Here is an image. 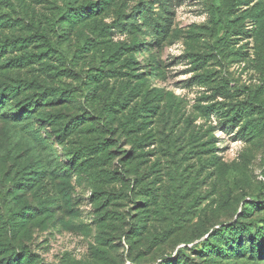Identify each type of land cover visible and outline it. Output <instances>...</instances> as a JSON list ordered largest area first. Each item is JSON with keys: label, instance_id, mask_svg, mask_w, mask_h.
<instances>
[{"label": "rangeland", "instance_id": "374dc122", "mask_svg": "<svg viewBox=\"0 0 264 264\" xmlns=\"http://www.w3.org/2000/svg\"><path fill=\"white\" fill-rule=\"evenodd\" d=\"M16 258L264 264V0H0Z\"/></svg>", "mask_w": 264, "mask_h": 264}, {"label": "trees", "instance_id": "16d2710c", "mask_svg": "<svg viewBox=\"0 0 264 264\" xmlns=\"http://www.w3.org/2000/svg\"><path fill=\"white\" fill-rule=\"evenodd\" d=\"M74 5L72 4V7ZM96 6L95 2H89L88 4H86L83 8H78L74 6V9L71 10L70 7H68L66 10H64L62 13H60V17H68V16H72V15H77V16H84L83 13H87L91 10H93ZM140 8L137 9V11H135L134 15H137L140 12ZM73 11V12H72ZM87 11V12H85ZM61 12V11H60ZM135 17V16H134ZM142 229L139 228V230L135 233L138 234ZM263 231H261L260 233H262ZM208 244V243H207ZM13 264H20V259L16 258L14 262H12Z\"/></svg>", "mask_w": 264, "mask_h": 264}]
</instances>
